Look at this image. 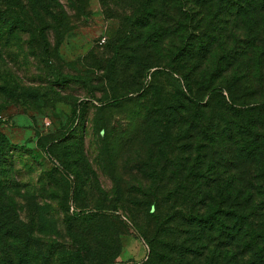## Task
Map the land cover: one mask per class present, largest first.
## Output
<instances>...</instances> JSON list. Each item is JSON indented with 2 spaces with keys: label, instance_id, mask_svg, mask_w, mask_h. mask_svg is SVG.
<instances>
[{
  "label": "rangeland",
  "instance_id": "rangeland-1",
  "mask_svg": "<svg viewBox=\"0 0 264 264\" xmlns=\"http://www.w3.org/2000/svg\"><path fill=\"white\" fill-rule=\"evenodd\" d=\"M49 1L58 18L31 9L37 29L0 43V215L17 235L10 260L18 263L19 249L28 264H146L150 247L138 227L148 234L189 210V169L204 173L201 128L162 150L152 112L160 95L172 98L171 81L141 78L129 51L117 50L118 40L132 48L149 35L146 23L129 22L140 0ZM197 1L180 0L182 33L152 35L160 63L201 41L203 55L186 57L188 83L220 86L236 104L263 103L264 1Z\"/></svg>",
  "mask_w": 264,
  "mask_h": 264
},
{
  "label": "trees",
  "instance_id": "trees-1",
  "mask_svg": "<svg viewBox=\"0 0 264 264\" xmlns=\"http://www.w3.org/2000/svg\"><path fill=\"white\" fill-rule=\"evenodd\" d=\"M211 1L214 0L197 2L203 5ZM158 5L155 0H140L129 22L146 23L151 29L149 35L133 41L132 48L127 46L131 41L118 40L117 50L129 51L127 59L135 60L141 78L149 75L153 81L161 77L171 81L173 92L169 96L172 98L160 95L157 108L152 112V127L158 128L157 135L161 133L162 150L172 144L191 141L193 131L201 128L205 162L201 176L194 175L195 166L189 169L186 179L189 210H184L186 206L163 221H157L151 233L138 227L150 247L146 264H264V102L250 107L242 98L241 103L236 104L231 96L224 99L220 86L209 83L191 86L183 68L187 55L194 60L203 55L201 41L193 50L181 47L172 55L171 62L166 66L161 64L151 44L154 42L152 35L169 36L171 30L182 33L186 20L180 0H161ZM52 8L49 0H27L26 4L20 0H5L0 6V43L11 39L16 31L29 27L37 29L27 19L31 9L58 18ZM176 14L181 17L177 18ZM171 24L174 27L171 28ZM117 50L114 51L116 55ZM159 65L168 71L159 70ZM152 69L155 70L150 72ZM225 91L231 94L227 88ZM150 112L145 113V118L151 116ZM173 133H176L174 137ZM3 141L0 140V155L5 149ZM161 165L156 164V167ZM144 166L152 167L153 164L145 163ZM199 197L201 204L197 209L195 201ZM5 215L7 213L0 215L3 219L0 222V264H12L9 244L17 235L16 228ZM76 216L78 214L74 213L73 217ZM25 253L18 249L17 264L29 263Z\"/></svg>",
  "mask_w": 264,
  "mask_h": 264
}]
</instances>
